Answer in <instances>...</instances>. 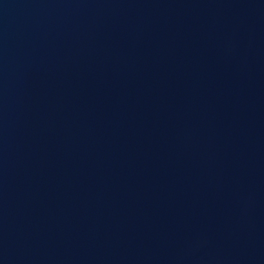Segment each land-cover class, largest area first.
Returning a JSON list of instances; mask_svg holds the SVG:
<instances>
[{"label":"water","instance_id":"obj_1","mask_svg":"<svg viewBox=\"0 0 264 264\" xmlns=\"http://www.w3.org/2000/svg\"><path fill=\"white\" fill-rule=\"evenodd\" d=\"M0 264H264V0H0Z\"/></svg>","mask_w":264,"mask_h":264}]
</instances>
